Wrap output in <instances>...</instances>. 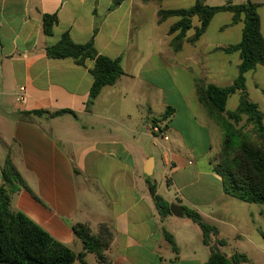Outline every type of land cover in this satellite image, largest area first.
Returning a JSON list of instances; mask_svg holds the SVG:
<instances>
[{
    "label": "crops",
    "instance_id": "obj_1",
    "mask_svg": "<svg viewBox=\"0 0 264 264\" xmlns=\"http://www.w3.org/2000/svg\"><path fill=\"white\" fill-rule=\"evenodd\" d=\"M160 9L144 0H0V186L9 160L24 182L11 209L84 253L86 264L103 263L76 237L78 224L93 234L110 227L111 264H206L210 247L184 208L218 229L211 245L223 240L227 258L264 264V209L226 195L213 171L223 134L196 95L194 79L201 77L171 56L168 31L157 33ZM45 15L57 16L52 35L44 33ZM65 34L78 45L93 40L100 55L121 59L124 75L90 107L95 62L79 66L47 56ZM183 74L188 90L177 79ZM63 110L73 114L52 116ZM155 124L165 126L163 135L152 132ZM148 179L170 206L165 218ZM172 205L183 215H174ZM74 264H82L79 257Z\"/></svg>",
    "mask_w": 264,
    "mask_h": 264
},
{
    "label": "trees",
    "instance_id": "obj_2",
    "mask_svg": "<svg viewBox=\"0 0 264 264\" xmlns=\"http://www.w3.org/2000/svg\"><path fill=\"white\" fill-rule=\"evenodd\" d=\"M166 0H144L145 3L161 4ZM261 4L247 1L233 4L231 1L223 6H209L205 0H196L187 9H160L158 23L177 18L169 30L170 48L180 53L185 44L195 45L206 34L214 17L220 13L232 14L230 26L244 23L242 39L239 43L225 48H218L230 55L238 53L239 75L233 84L219 87L207 83L204 79L195 78L196 95L207 112L209 118L221 129L223 134L220 153L213 163V171L223 182L226 195L240 201L264 206V113L258 104L249 100L246 93V74L257 66L264 67V36L262 34L261 18L258 9ZM197 19L198 25H194ZM57 23L56 15H45L43 30L46 35H52ZM194 31L189 36V32ZM50 59H72L75 64L84 66L86 61H94L91 70L93 84L87 106L90 107L99 97L105 87L113 86L124 75L121 59H109L96 50L93 40L84 44H75L68 34L63 35L60 42L47 49ZM241 95L238 107L227 110L231 96ZM71 111L63 110L52 114L59 116ZM33 114L42 115L43 112ZM75 115V114H74ZM167 115L159 121H165ZM244 125L241 123L244 121ZM251 125L252 132L245 131ZM0 186V264H74L79 257L82 264L84 253L77 255L72 249L54 239L50 234L30 220L25 214L11 209L12 195L24 187V182L13 166L7 161L1 169ZM150 194L162 218L170 215L169 204L157 193V186L147 180ZM185 216L199 226L203 242L210 247V257L206 264H242L248 261L245 255H234L230 259L221 252L219 246L225 245L223 240L211 245V238L217 237L216 227L206 224L200 214L184 208ZM264 217V211L262 212ZM78 239L84 244L86 252L96 255L103 264H111L106 256L113 240V233L107 224L100 226L99 234H93L91 229L83 224L73 228ZM166 240L178 254V247L172 235L164 231Z\"/></svg>",
    "mask_w": 264,
    "mask_h": 264
},
{
    "label": "rangeland",
    "instance_id": "obj_3",
    "mask_svg": "<svg viewBox=\"0 0 264 264\" xmlns=\"http://www.w3.org/2000/svg\"><path fill=\"white\" fill-rule=\"evenodd\" d=\"M196 0H166L161 2V9H187L195 4ZM209 6H223L228 2L233 4L246 3L251 1L253 3L261 4L258 13L261 18L262 34L264 36V0H205ZM155 6V5H153ZM153 6L150 7L152 12ZM149 19L152 21V14ZM232 14L220 13L214 17L206 34L195 45L185 44L184 49L180 53L171 51V56L176 59L178 63H186L192 69L195 77H201L206 81L213 83L219 87H227L233 84L234 80L239 75L238 64L240 62L238 53L227 55L218 48H225L239 43L242 39V32L244 23L230 26ZM177 21V18L167 20L159 26L157 33L161 37L168 31L169 27ZM194 25H198L197 19L194 20ZM194 31L189 32V36L193 35ZM171 39V37H170ZM169 39L166 46L163 48L169 51ZM178 80H182L188 90L191 81L188 76L178 75ZM246 93L251 102L258 104L260 110L264 113V67L257 66L253 71L246 74ZM241 95L239 93L231 96L227 103V110H235L240 101ZM244 121L241 125H244ZM245 131L252 132V126L245 127ZM258 208L264 209L263 205H255ZM188 222V221H185Z\"/></svg>",
    "mask_w": 264,
    "mask_h": 264
},
{
    "label": "water",
    "instance_id": "obj_4",
    "mask_svg": "<svg viewBox=\"0 0 264 264\" xmlns=\"http://www.w3.org/2000/svg\"><path fill=\"white\" fill-rule=\"evenodd\" d=\"M150 167H151V162H149V163L147 164V167H146V170H147L146 174H147V175L150 174V173H149ZM171 211H172V213H173L174 215H176V216H182V215H183V210H182L181 207H178V206H174V205H172V206H171Z\"/></svg>",
    "mask_w": 264,
    "mask_h": 264
},
{
    "label": "built area",
    "instance_id": "obj_5",
    "mask_svg": "<svg viewBox=\"0 0 264 264\" xmlns=\"http://www.w3.org/2000/svg\"><path fill=\"white\" fill-rule=\"evenodd\" d=\"M22 91H24V89L22 88L21 89ZM24 100V99H23ZM164 131H165V126L162 125V124H155L153 127H152V132L155 134V135H163L164 134ZM166 138V137H165Z\"/></svg>",
    "mask_w": 264,
    "mask_h": 264
}]
</instances>
